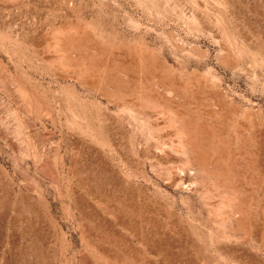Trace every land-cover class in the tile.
Segmentation results:
<instances>
[{
  "label": "rangeland",
  "instance_id": "1",
  "mask_svg": "<svg viewBox=\"0 0 264 264\" xmlns=\"http://www.w3.org/2000/svg\"><path fill=\"white\" fill-rule=\"evenodd\" d=\"M0 264H264V0H0Z\"/></svg>",
  "mask_w": 264,
  "mask_h": 264
}]
</instances>
